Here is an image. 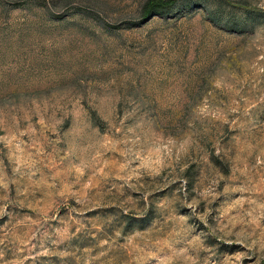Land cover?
<instances>
[{"label": "rangeland", "instance_id": "1", "mask_svg": "<svg viewBox=\"0 0 264 264\" xmlns=\"http://www.w3.org/2000/svg\"><path fill=\"white\" fill-rule=\"evenodd\" d=\"M0 264H264V0H0Z\"/></svg>", "mask_w": 264, "mask_h": 264}, {"label": "trees", "instance_id": "2", "mask_svg": "<svg viewBox=\"0 0 264 264\" xmlns=\"http://www.w3.org/2000/svg\"><path fill=\"white\" fill-rule=\"evenodd\" d=\"M154 3L153 2H148L146 5H147V7H151L152 5H153ZM153 7V6H152ZM154 14V13H153ZM211 14H212V12H211ZM215 15H218L219 16V14H215ZM214 21H218V17L216 18H212ZM232 29H236V30H242L243 28H242V26H238V25H236V26H233L232 27Z\"/></svg>", "mask_w": 264, "mask_h": 264}]
</instances>
